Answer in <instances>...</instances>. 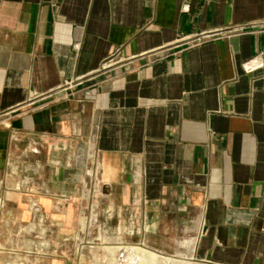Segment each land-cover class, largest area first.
Instances as JSON below:
<instances>
[{
  "label": "crops",
  "instance_id": "1",
  "mask_svg": "<svg viewBox=\"0 0 264 264\" xmlns=\"http://www.w3.org/2000/svg\"><path fill=\"white\" fill-rule=\"evenodd\" d=\"M260 54L264 0H0V184L64 241L103 208L124 256L264 264Z\"/></svg>",
  "mask_w": 264,
  "mask_h": 264
},
{
  "label": "rangeland",
  "instance_id": "2",
  "mask_svg": "<svg viewBox=\"0 0 264 264\" xmlns=\"http://www.w3.org/2000/svg\"><path fill=\"white\" fill-rule=\"evenodd\" d=\"M0 179L4 180L2 175ZM3 187L0 184V264H94L96 256L100 257L101 264H109L104 262L108 246L119 241L123 246L138 245L124 243L118 234L107 232L103 208L95 213L91 208L86 210L82 216L87 218V228L83 231L81 223L82 233L73 239H59L58 232L47 234L43 224L46 211L32 205L33 193L6 191ZM100 194L97 192L95 199ZM92 216L97 218L92 220Z\"/></svg>",
  "mask_w": 264,
  "mask_h": 264
},
{
  "label": "bare ground",
  "instance_id": "3",
  "mask_svg": "<svg viewBox=\"0 0 264 264\" xmlns=\"http://www.w3.org/2000/svg\"><path fill=\"white\" fill-rule=\"evenodd\" d=\"M1 203L0 198V208ZM104 255L107 258L104 262L109 264H188L187 260L170 256L161 257L156 252L141 247H131L124 256L121 245H111L106 248ZM94 264H101L99 256H96Z\"/></svg>",
  "mask_w": 264,
  "mask_h": 264
},
{
  "label": "built area",
  "instance_id": "4",
  "mask_svg": "<svg viewBox=\"0 0 264 264\" xmlns=\"http://www.w3.org/2000/svg\"><path fill=\"white\" fill-rule=\"evenodd\" d=\"M105 66H109V64L106 63ZM263 66H264V58H263V55L261 54L254 57L253 59H250L249 61L245 63V67L248 71L256 70Z\"/></svg>",
  "mask_w": 264,
  "mask_h": 264
}]
</instances>
